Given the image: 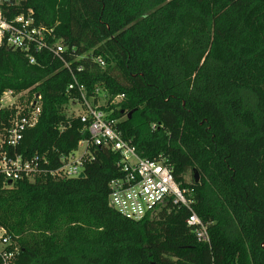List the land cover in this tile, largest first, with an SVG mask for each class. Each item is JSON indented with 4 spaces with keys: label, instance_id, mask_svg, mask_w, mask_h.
Here are the masks:
<instances>
[{
    "label": "trees",
    "instance_id": "obj_1",
    "mask_svg": "<svg viewBox=\"0 0 264 264\" xmlns=\"http://www.w3.org/2000/svg\"><path fill=\"white\" fill-rule=\"evenodd\" d=\"M0 9L32 10L64 39L69 61L83 56L87 96L98 87L125 96L111 118L140 158L171 168L210 239L199 242L191 212L170 202L141 221L110 208L119 156L97 146L83 179L0 182L13 264H264V0H1ZM36 58L0 49V100L41 97L39 122L15 152L57 170L88 133L65 113L76 95L69 71L48 52ZM14 113L0 108V134Z\"/></svg>",
    "mask_w": 264,
    "mask_h": 264
},
{
    "label": "built area",
    "instance_id": "obj_2",
    "mask_svg": "<svg viewBox=\"0 0 264 264\" xmlns=\"http://www.w3.org/2000/svg\"><path fill=\"white\" fill-rule=\"evenodd\" d=\"M3 47L21 51L31 65L38 63L36 55L42 52L50 53L63 64L72 76L67 92L76 91L70 105L80 107L79 113L71 117L79 118L88 133V138L79 143L75 152L62 158V165L57 170L49 169L50 162L45 156L24 158L15 151L25 132L39 122L41 97L33 95L30 98L28 92L3 93L0 108L15 110L9 128L0 134V182L4 187L24 179L32 181L40 176L77 179L84 173L85 163L94 159L92 148L105 147L119 156L116 167L122 174L121 178L112 180L109 185L110 208L127 220L141 221L157 206L166 202L176 207H185L191 212L187 225L194 228L197 240L202 243L210 242L207 225L193 212L194 198L180 188L171 168L163 160L140 158L136 147L125 140L122 131L118 129L119 121L111 118L112 111L108 109L125 96L112 97L100 87L91 96H87L86 87L79 82L77 76V73L85 71L84 65L79 64L83 56L71 53L72 61H69L64 39L58 38L53 28L38 24L32 10L7 18L0 9V49ZM92 61L105 66L100 58H92ZM73 64H76L74 68ZM11 246L12 238L8 230L0 226L1 264H13L18 250L15 248L16 250L9 251Z\"/></svg>",
    "mask_w": 264,
    "mask_h": 264
},
{
    "label": "rangeland",
    "instance_id": "obj_3",
    "mask_svg": "<svg viewBox=\"0 0 264 264\" xmlns=\"http://www.w3.org/2000/svg\"><path fill=\"white\" fill-rule=\"evenodd\" d=\"M79 110H80V107L79 106H76V107H72L71 105H69L66 109H65V113L68 117H71L73 115H76L77 113H79ZM81 154V152H80ZM79 154V155H80ZM78 155V156H79ZM187 180L190 181L191 178L188 176L187 177Z\"/></svg>",
    "mask_w": 264,
    "mask_h": 264
},
{
    "label": "water",
    "instance_id": "obj_4",
    "mask_svg": "<svg viewBox=\"0 0 264 264\" xmlns=\"http://www.w3.org/2000/svg\"><path fill=\"white\" fill-rule=\"evenodd\" d=\"M1 1V0H0ZM85 178V174L82 173L78 179H83ZM194 180H195V183H199V174L197 171L194 172Z\"/></svg>",
    "mask_w": 264,
    "mask_h": 264
}]
</instances>
